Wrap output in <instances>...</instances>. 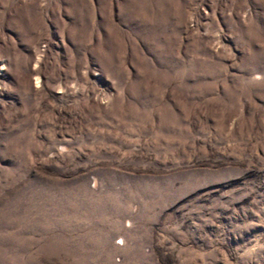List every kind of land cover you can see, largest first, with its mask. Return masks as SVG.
Here are the masks:
<instances>
[{
    "label": "rangeland",
    "instance_id": "374dc122",
    "mask_svg": "<svg viewBox=\"0 0 264 264\" xmlns=\"http://www.w3.org/2000/svg\"><path fill=\"white\" fill-rule=\"evenodd\" d=\"M0 264H264V0H0Z\"/></svg>",
    "mask_w": 264,
    "mask_h": 264
}]
</instances>
